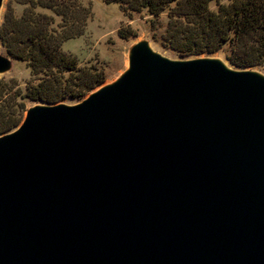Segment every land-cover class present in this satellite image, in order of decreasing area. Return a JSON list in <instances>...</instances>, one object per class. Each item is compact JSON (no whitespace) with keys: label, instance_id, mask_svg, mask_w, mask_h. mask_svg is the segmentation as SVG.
Here are the masks:
<instances>
[{"label":"water","instance_id":"water-1","mask_svg":"<svg viewBox=\"0 0 264 264\" xmlns=\"http://www.w3.org/2000/svg\"><path fill=\"white\" fill-rule=\"evenodd\" d=\"M0 264H264V73L140 38L114 79L26 107L0 134Z\"/></svg>","mask_w":264,"mask_h":264},{"label":"trees","instance_id":"trees-1","mask_svg":"<svg viewBox=\"0 0 264 264\" xmlns=\"http://www.w3.org/2000/svg\"><path fill=\"white\" fill-rule=\"evenodd\" d=\"M116 2L129 15L145 10L152 17L165 11L161 44L178 55L211 53L228 43L226 58L237 67L264 60V0H101ZM215 6L211 7L210 2ZM17 12L5 5L0 20V45L10 57L24 61L31 79L23 87L0 76V134L15 127L25 100L58 102L80 99L104 81L96 64L78 65L61 43L80 35L91 14L82 0H15ZM58 18V19H56ZM117 34H134L128 26Z\"/></svg>","mask_w":264,"mask_h":264},{"label":"rangeland","instance_id":"rangeland-1","mask_svg":"<svg viewBox=\"0 0 264 264\" xmlns=\"http://www.w3.org/2000/svg\"><path fill=\"white\" fill-rule=\"evenodd\" d=\"M82 2L88 4L91 10L84 30L80 35L64 40L61 43V48L73 55L78 65L96 64L100 66L104 73V81L102 83L114 79L122 71L127 64L129 46L140 38L147 39L155 50L169 57L185 58L196 55H211L221 58L232 67H237L226 58L229 48L228 43H224L221 48L211 53L190 54L187 56L178 55L175 51L164 47L158 36L165 27L167 19L165 11L161 12L157 17H152L145 10L135 11L126 15L120 10L116 2L105 3L101 0H82ZM7 3L13 5L17 12L20 11L21 6L15 0H2L0 20ZM210 6H215L214 1L210 2ZM126 26L134 34L120 37L117 34L118 28ZM0 50L5 53L1 45ZM238 68H251L264 73V60L259 64ZM0 76L6 79L15 78L21 87L31 79V74L25 62L14 58L11 59L10 68L0 74ZM77 100L79 99L67 97L60 101L73 103ZM34 102L36 101L25 100V106L28 107Z\"/></svg>","mask_w":264,"mask_h":264}]
</instances>
